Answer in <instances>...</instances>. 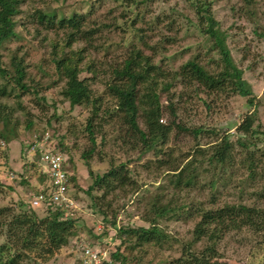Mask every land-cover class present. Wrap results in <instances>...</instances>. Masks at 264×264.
Instances as JSON below:
<instances>
[{"label":"trees","instance_id":"trees-1","mask_svg":"<svg viewBox=\"0 0 264 264\" xmlns=\"http://www.w3.org/2000/svg\"><path fill=\"white\" fill-rule=\"evenodd\" d=\"M22 1L0 0V97L16 98L17 108L27 115L26 128L34 127L33 119H44L40 123L43 122L51 127L52 121L64 116V110H69L68 113H70L77 107L83 106L87 114L81 123L85 125L92 144L95 143L93 138L95 132L104 133L103 124L118 121L123 126H127L129 131H126L127 135L130 132L137 135L142 154L154 150L158 142L170 137V133L191 130L195 136H198L204 132L201 126L190 129V126L182 123L175 109L172 92L169 90L171 84L165 82L167 80L163 65L153 62L140 47L142 44L147 45V42L146 34L142 35L144 28L136 25L137 19L142 16L137 10L140 3L144 4L146 0H116L130 14L122 12V15L127 16L124 17L122 24L112 23L111 25L123 34L134 31L139 43L142 44L128 42L124 48L126 55L122 64H113L110 81H102L105 85V93L114 99L113 111L107 106L108 98L105 100L102 94H94L91 88L90 80L96 77L98 70L91 62L82 64L84 60L82 49L73 48L79 40H85L90 46L93 44L92 38L96 29L89 24L88 14L78 13L73 9L66 13L63 9H50L45 5L42 8H33L25 15L30 24L36 25L35 28L38 26L45 31H59L65 35L64 44L51 43L53 48L51 61L56 71L57 81L61 82L60 98L56 103L44 91V88L50 87L56 81L52 80L41 89L40 83L28 73V65L21 46L19 44H16L14 48L8 46L9 43H17V40L21 38L17 30V16L20 13ZM243 1L250 7L255 3V0ZM190 5L194 9L198 29L204 35L207 46L206 49L203 46V49L179 65L174 71V80L201 88L206 95L205 97L198 95V98L207 110L215 105L214 100L232 95L247 97V103L252 104V88L243 77L242 69L235 63L226 43V33L213 17L208 1L192 0ZM163 14L168 17L165 13ZM155 18L154 22L156 20L160 22L161 14H156ZM123 34L118 43L106 41L105 48H115L114 51H116L122 43ZM95 46L94 43L93 48ZM88 72L92 73L91 76L85 75ZM27 94L31 95V101L39 114H34L21 104V96ZM175 97H182V93ZM64 103L67 107L61 108L62 111H60L59 106ZM13 110V107L0 103V124L3 126L0 129V174L2 175L13 171L8 163L9 145L16 137L17 120L15 122L12 120ZM80 114L79 112L78 115ZM163 119L165 122H162ZM258 121L254 113L244 116L242 121L236 124L235 133L221 131L218 142L212 143L208 150H196L194 153L198 154L182 165L180 163L183 159L171 148L166 153V158H157L156 165L145 166L147 170L153 166L155 170L166 169L169 183L177 188L189 187L196 185L203 178L195 159L204 155L206 164L212 165V178L204 184L208 185L210 193L216 195L222 191L228 192L227 186L232 185L234 178L232 166L236 164L232 154L237 148L244 155L238 162L244 167L242 181L246 182L245 185L239 181V191L235 194L240 200H238L239 203L236 199H224L219 205L207 207L194 206L190 203L186 209L183 204L174 202V198L164 201L162 194H154L148 200H144L146 207L142 218L148 226L120 224L118 228L117 218L121 212L125 211V204L116 203L117 197L114 195L116 191H124L123 195H125L128 189L131 191L136 189L135 181L130 176L126 165L110 160L108 168L101 174L90 170L92 182L87 188H82L75 172L70 170L73 162L70 150L65 144L66 134H56V136L51 134L52 140L56 139L53 142L54 145L67 156L66 169L70 181V193L76 203L74 215H65L64 208L56 207L49 200L52 180L38 165L39 152L29 151L34 135H38L35 133L26 142H20V160L24 170L14 172L19 177V185H25L30 189L32 198L28 200V195L20 194L18 200H14L15 202L0 205V238L3 239L0 243V264H61V259V261H53L59 254L63 259L69 258L71 260L69 264L78 263L79 258L74 241L82 235L89 236L95 243L110 246V256L116 263L130 264L123 244L131 243L130 239H132L133 242L127 246L131 249L143 244L162 247L170 239L169 233L159 227L156 222L160 219L179 216L180 211L185 215L190 214L189 216L195 211L198 220L192 229L191 240L184 243L181 255L173 259L172 264H236L222 256L219 243L224 234L244 228L252 235L254 245L259 246V250L264 252V124L261 128V124H255ZM95 129L98 130L95 131ZM210 131L215 130L213 128ZM234 134H237L235 139ZM92 151L93 148L85 151L83 156L89 157ZM198 166H201V163ZM29 169H32V174L26 175ZM31 179L34 182H31ZM202 180L205 182V179ZM71 188L74 189L73 192ZM14 189V186L0 180V193H9ZM244 193L249 195L248 202L243 201ZM228 195L232 194L228 193ZM39 196H41V203L39 206H34L32 199ZM83 197L87 199V204H80L82 207L80 209H91V214L94 216L90 226L78 223L79 217L76 210ZM209 201L216 203L217 199ZM138 203L142 205L139 198L134 204ZM98 223L103 226L101 230L97 229ZM82 230L86 231L85 234H82ZM111 230H116V234L110 236ZM116 238H121V243L112 245V241ZM197 243L201 245L195 248ZM67 247H70L71 251L66 252ZM133 264H137L136 261L133 260Z\"/></svg>","mask_w":264,"mask_h":264},{"label":"rangeland","instance_id":"rangeland-1","mask_svg":"<svg viewBox=\"0 0 264 264\" xmlns=\"http://www.w3.org/2000/svg\"><path fill=\"white\" fill-rule=\"evenodd\" d=\"M190 1L192 0H146L144 4L140 3L137 11H140L142 16L137 19L136 25L144 28V34L142 33V35L146 34L145 41L147 45L139 43L134 31L123 34L111 25L112 23L122 24L124 17H127L122 15V12L127 11L119 1L23 0L21 2L20 13L17 16V30L20 32L21 38L17 40V43H9L8 46L10 48H14L16 44L21 46L28 65V73L40 83L41 89L52 80L56 81L50 87L44 88L45 94L50 99L53 98L56 103L58 102L61 86V82L57 81L56 71L51 61V51L53 50L51 43L64 44L65 35L59 31H45L38 26L35 28L36 25L30 24L25 16L33 8H42L45 5L50 9H63L66 13L73 9L78 13L88 14L89 24L96 29L92 38L93 44L90 46L87 45L85 40H79L78 43L73 45V48L82 49L81 53L84 56L82 64L91 62L98 70L97 73L95 72L96 77L90 80L91 88L94 90V94H102L105 100L108 98V105L105 102L108 108H112L113 111L114 99L105 93V85L102 81H110L113 64H122V60L126 55L124 48H126L128 42H136L137 45L142 44L140 47L143 53L148 54L153 62L163 65L166 73L165 79L167 80L165 82L171 84L169 90L172 92L175 109L182 123L190 126V129L201 126L204 132L198 136H195L191 130L170 133V137L158 142L155 151L151 150L142 154L140 151L141 143L137 135L131 134V132L127 135V126H123L118 121L103 124L104 133L95 129L97 131L93 137L95 143L92 144L85 125L81 123V120L87 114V110L83 106V108L77 107L70 113H68L69 110H64V116L59 120L52 121L51 127L46 126L47 124L43 122L40 123L44 119H33L35 122L34 127L28 129L26 128L27 115L17 108L16 98L13 96L0 97V103L14 108L12 120L14 122L17 120V124H15L16 137L9 145L8 163L13 171L6 172L3 175L0 174L1 182L8 183L14 186L15 189L9 193H0V205L10 204L12 201L18 200L20 194L28 195V200H31L30 189L25 185H19V177L14 172L24 170L20 160V142H26L35 133L40 134L43 132H49L53 136L54 134L55 136L56 134H66L64 140L70 150L73 162L70 170L75 172L78 183L82 188H87L92 182L90 170L101 174L108 168L110 160L117 164L121 162L126 165L130 176L135 181L136 189L133 191L128 189L125 195H123L124 191H116L114 195L117 197L116 203L125 204V211L118 215L117 228L120 224H130L132 226L145 224L148 226V223L142 218V213L146 207L145 201L154 194H162L164 201H167L168 198H174V202L183 204L186 209H188L187 205L190 203L194 206L203 205L207 207L219 205L221 200L224 199H236L239 203L240 200L235 195L239 191L238 184L241 181L246 185V182L242 181L244 167L238 162L244 155L237 148L233 150L232 154L236 163L232 166L234 178L231 184L233 186H227L228 192L222 191L216 195L210 193L208 185L204 184L212 178V165L206 164L204 155H200V158L195 159V163L200 173L203 174L202 179H205V182L201 179L203 182L200 180L194 186L177 188L168 182L166 169L155 170L153 166L147 170L145 167L147 164L156 165L157 158H166V153L171 148L177 156L183 159L180 163L182 165L186 160L191 157L194 158L198 154L194 153L196 150H208L212 143L218 142L222 134L221 131L235 133L236 124H239L243 117L250 113H254L259 119L260 123L258 121V123H255L256 125L261 124L260 127L262 128L264 124V0H255L252 7L245 5L243 0H207L213 17L218 21L219 27L226 33L227 46L235 63L242 69L243 77L250 84L253 96L252 104L247 103V97L240 95L219 98V100H214L215 105L210 110H207L198 98V95L203 97L206 95L201 88L197 85L191 86L187 82L184 84L173 78L174 71L181 63L203 49V46L204 49L207 46V44L205 45L204 35L198 29V21ZM156 14H161L160 22L157 20L154 22ZM122 34L124 38L116 51H114L115 48H105L106 41H111L114 44L118 43ZM94 43L96 46L98 45V48L96 46L93 48ZM91 74L89 72L88 74L85 73L88 76H91ZM197 89L198 92H196ZM180 92L182 97L176 98L175 96ZM20 100L27 110L36 115L39 114L31 101L30 94L21 96ZM65 107H67L65 103L60 104V111H62L61 108ZM79 112L80 115H78ZM162 122H165L164 119ZM2 127L0 124V129ZM213 128L215 131H210ZM5 130L7 131V129ZM236 136L237 134H234L233 138L235 139ZM10 138L12 139V137ZM91 148H93V151L90 156L84 157L83 153ZM200 163L201 166H198ZM228 170L230 172V167ZM28 174H32V169L28 170L26 175ZM19 176L21 177V175ZM31 182H34V180L31 179ZM71 190L74 191L73 188ZM228 193L232 195H228ZM82 196L84 195L82 194ZM248 196V193H244V202L249 201ZM138 198L141 199L142 205L140 203L134 204L138 201ZM210 199H215V201L217 199V201L216 203H210ZM82 203L87 204L85 197L77 205L78 223L90 226L94 221V216L91 214L92 210L80 209ZM39 204L34 206H39ZM189 215H185L180 211L179 216L160 219L156 222L159 227L169 233L170 239L162 247L143 244L131 249L127 246L133 242L132 239H130L131 243H124L123 248L128 260L130 259L129 263L133 264L134 260L137 264H172V260L181 255L184 243L192 238V229L198 220V215L195 211L191 216ZM111 231L110 236L116 234V230ZM85 232V230H82V234H85ZM84 238L89 240L90 237L84 236ZM2 240L0 238V243ZM119 243H121V238L114 239L111 244ZM200 245L201 243H197L194 247L197 248ZM219 250L224 258L236 264H264V252L259 250V246L254 245L252 235L245 228L224 234L219 243ZM63 251L64 248L62 253ZM69 251H71L70 247H67L66 252ZM60 259L62 260L61 264L71 262L69 258H61V254L57 255L53 261L56 262Z\"/></svg>","mask_w":264,"mask_h":264},{"label":"built area","instance_id":"built-area-1","mask_svg":"<svg viewBox=\"0 0 264 264\" xmlns=\"http://www.w3.org/2000/svg\"><path fill=\"white\" fill-rule=\"evenodd\" d=\"M51 134L43 132L34 135L29 146L30 152H39L38 165L52 180V190L49 200L58 208L65 209V215H74L76 203L70 193V181L67 174V156L59 150L53 143ZM41 196L34 197L33 205H38ZM102 224H97V229L101 230ZM78 263L72 264H118L110 256L111 247L104 243L98 244L89 238L87 240L81 236L74 241Z\"/></svg>","mask_w":264,"mask_h":264}]
</instances>
